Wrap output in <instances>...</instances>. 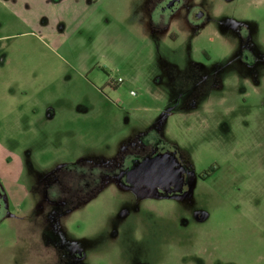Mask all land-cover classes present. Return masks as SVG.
Here are the masks:
<instances>
[{"label":"rangeland","instance_id":"374dc122","mask_svg":"<svg viewBox=\"0 0 264 264\" xmlns=\"http://www.w3.org/2000/svg\"><path fill=\"white\" fill-rule=\"evenodd\" d=\"M0 189V264H264V0H0Z\"/></svg>","mask_w":264,"mask_h":264},{"label":"flooded vegetation","instance_id":"af4514ba","mask_svg":"<svg viewBox=\"0 0 264 264\" xmlns=\"http://www.w3.org/2000/svg\"><path fill=\"white\" fill-rule=\"evenodd\" d=\"M171 1L173 2V0ZM150 146H156L155 150L149 153H142L140 155L132 156V158H129L126 161L123 170L119 175L120 180L127 187H135L145 192L164 193L169 195L184 192L187 188V178L184 174V169L177 160L173 150L169 149L165 142L155 143L154 139L151 141ZM155 158L162 159L161 161L164 162L163 167L165 173L158 177L145 175L146 172L143 170L145 163ZM172 159H174L176 162L173 166V174L169 172V162H171ZM213 170H215V168H213ZM201 177L206 179L209 177V174H201ZM92 184H94L93 181ZM79 193L76 196H80L81 193ZM5 211L6 203L3 193L0 189V215L5 213Z\"/></svg>","mask_w":264,"mask_h":264},{"label":"water","instance_id":"95a60500","mask_svg":"<svg viewBox=\"0 0 264 264\" xmlns=\"http://www.w3.org/2000/svg\"><path fill=\"white\" fill-rule=\"evenodd\" d=\"M156 159V160H155ZM153 160H149L148 162L145 163L144 165V172L145 175L151 176V177H158V176H162L164 172V167H163V161H161V158H155ZM170 163V169L169 172L170 173H174V164L176 163L174 159H172ZM167 173V172H166Z\"/></svg>","mask_w":264,"mask_h":264},{"label":"built area","instance_id":"2783aa9c","mask_svg":"<svg viewBox=\"0 0 264 264\" xmlns=\"http://www.w3.org/2000/svg\"><path fill=\"white\" fill-rule=\"evenodd\" d=\"M122 81H123V79H122V78H119V79H118V82H122Z\"/></svg>","mask_w":264,"mask_h":264}]
</instances>
